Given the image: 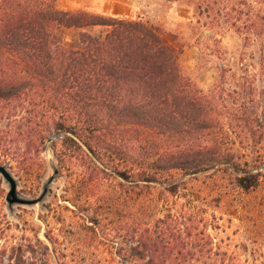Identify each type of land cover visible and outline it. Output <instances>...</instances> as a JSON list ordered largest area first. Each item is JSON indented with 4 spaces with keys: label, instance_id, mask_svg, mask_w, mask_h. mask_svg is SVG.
<instances>
[{
    "label": "trees",
    "instance_id": "obj_1",
    "mask_svg": "<svg viewBox=\"0 0 264 264\" xmlns=\"http://www.w3.org/2000/svg\"><path fill=\"white\" fill-rule=\"evenodd\" d=\"M180 61L142 21L63 10L56 0H0V101L43 122L42 145L52 132L62 136L50 146L60 172L90 192L101 189L95 202L86 195L88 208L97 206L88 229L128 221L126 236L137 242L120 250L122 264H243L215 244L209 210L262 187L264 148L246 142L264 140V117L220 111L215 94L196 88ZM23 128L0 129V162H28L17 144ZM130 131L137 139L151 134L138 159L119 144Z\"/></svg>",
    "mask_w": 264,
    "mask_h": 264
},
{
    "label": "rangeland",
    "instance_id": "obj_2",
    "mask_svg": "<svg viewBox=\"0 0 264 264\" xmlns=\"http://www.w3.org/2000/svg\"><path fill=\"white\" fill-rule=\"evenodd\" d=\"M56 2L63 10L148 24L179 51L184 74L190 82L205 94H215L221 104L220 111H232L250 119L264 117V0ZM223 73L225 80L220 81ZM6 104L0 101V109L5 114L0 119V129L8 132L16 125H24L25 135L18 138L17 144L22 143L21 147L28 150L29 160L23 164L21 161L0 164L6 166L16 179L20 199L32 202L44 193L46 195L37 204L10 206L7 201L10 186L0 175V264L11 263L10 257L13 261L18 257L29 264H122L120 250L137 242L130 243L126 236V231L131 228L128 221L113 224L108 231L96 226L88 229L97 206L93 203L88 208L86 195L90 193L95 202L101 189L90 192L86 184L60 172L50 146L53 140L62 136L52 132L46 145H42L38 132L43 122L38 121L36 126L27 121L32 116H26L25 109L13 110ZM8 112L14 116L8 119ZM17 134L11 135L17 137ZM143 135L137 139L136 133L130 131L119 144L126 146L132 158L138 159L142 152L140 141L151 138V134L146 133V139H141ZM246 145L264 148V140L258 145L250 139ZM43 163L46 171L39 181L36 175L43 174ZM28 164H31L29 172L32 175H28ZM77 169L84 168L79 164ZM259 170L264 172V165ZM74 203L79 205L73 206ZM132 204L129 199L128 206ZM213 212L217 217L213 223L218 229L209 231L215 244L230 255L235 253L243 264H264V182L254 194L235 192L221 208L209 210V214ZM117 217L116 211L112 212L113 220ZM147 261L136 264H148Z\"/></svg>",
    "mask_w": 264,
    "mask_h": 264
},
{
    "label": "water",
    "instance_id": "obj_3",
    "mask_svg": "<svg viewBox=\"0 0 264 264\" xmlns=\"http://www.w3.org/2000/svg\"><path fill=\"white\" fill-rule=\"evenodd\" d=\"M0 175H2L4 177V179L6 180V182L9 184L10 186V191L7 195V201L9 203L10 206L14 205V204H26V205H33V204H37L39 202H41L43 199H45V193L36 201H25L22 200L18 197L17 194V182L16 179H14V177L12 176V174L10 173V171L7 169L6 166L0 164ZM53 178H51L50 183L52 182Z\"/></svg>",
    "mask_w": 264,
    "mask_h": 264
}]
</instances>
